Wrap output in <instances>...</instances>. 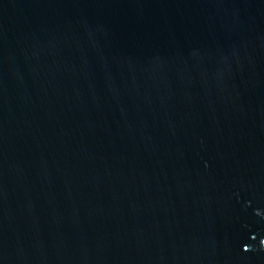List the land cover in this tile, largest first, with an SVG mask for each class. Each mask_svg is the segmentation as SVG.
Listing matches in <instances>:
<instances>
[{"label":"water","instance_id":"1","mask_svg":"<svg viewBox=\"0 0 264 264\" xmlns=\"http://www.w3.org/2000/svg\"><path fill=\"white\" fill-rule=\"evenodd\" d=\"M0 264H264V0H0Z\"/></svg>","mask_w":264,"mask_h":264}]
</instances>
